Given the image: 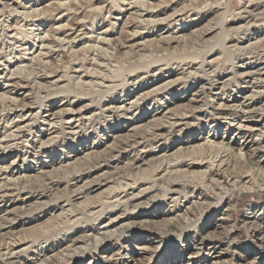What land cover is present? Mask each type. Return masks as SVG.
<instances>
[{
	"label": "rangeland",
	"instance_id": "374dc122",
	"mask_svg": "<svg viewBox=\"0 0 264 264\" xmlns=\"http://www.w3.org/2000/svg\"><path fill=\"white\" fill-rule=\"evenodd\" d=\"M135 1L0 0V224L25 221L0 230V251L19 237L14 251L25 248L26 264H228L231 256L264 264V174L219 178L211 188L162 163L188 158L192 145L214 134L242 143L239 123L264 137V0ZM156 127L161 135L152 139ZM248 147L258 148L242 151ZM173 177L178 191L206 200L189 226L175 230L165 219L175 222L194 198L163 196L166 184L142 191ZM113 189L129 198L126 208L110 211ZM220 197L232 217L216 229ZM92 200L93 210L85 205ZM118 215L110 226L117 232L101 233ZM90 225L96 235L85 232ZM222 227L228 246L200 243V233Z\"/></svg>",
	"mask_w": 264,
	"mask_h": 264
},
{
	"label": "bare ground",
	"instance_id": "6f19581e",
	"mask_svg": "<svg viewBox=\"0 0 264 264\" xmlns=\"http://www.w3.org/2000/svg\"><path fill=\"white\" fill-rule=\"evenodd\" d=\"M136 2V1H135ZM136 3H139L138 5H140V6H142V7H144V2L143 1H138V2H136ZM135 6V5H134ZM210 6V5H209ZM261 7V6H260ZM147 8V7H146ZM259 15V14H258ZM222 20V19H221ZM17 27V26H16ZM20 29V28H19ZM17 34V33H16ZM23 35V34H22ZM100 38V37H99ZM170 38V37H169ZM175 39V38H174ZM50 40V39H49ZM100 40V39H99ZM181 40V39H180ZM95 41H97V40H95ZM105 40H102V42H104ZM168 41H172V39L171 40H168ZM173 41H177V38L175 39V40H173ZM99 42V41H98ZM167 42V41H166ZM178 43V42H177ZM48 49V48H47ZM46 50V49H45ZM257 50V49H256ZM248 51V50H247ZM49 52V51H48ZM260 52V51H259ZM128 53V52H127ZM48 54V53H47ZM41 55V54H40ZM134 58V57H133ZM257 58V57H256ZM44 60V59H43ZM33 61V60H32ZM31 61V62H32ZM99 61V60H98ZM138 62V61H137ZM201 62V61H200ZM210 73V72H209ZM246 74H247V72H246ZM252 74V73H251ZM111 78H112V76H111ZM216 80V79H215ZM216 81H218V80H216ZM210 82H212V81H210ZM120 83H121V81H120ZM215 83V82H214ZM237 84V83H236ZM221 85H223V84H221ZM97 86V85H96ZM225 87V86H224ZM221 89L223 88L222 86L220 87ZM43 90V89H42ZM223 90V89H222ZM142 97V96H141ZM205 97V96H204ZM251 99V98H250ZM220 105H221V103H220ZM222 105L224 106V108L226 107V106H228V105H225L224 103H222ZM234 105V104H233ZM232 105V106H233ZM230 106V105H229ZM235 106V105H234ZM218 107H220V106H218ZM238 108V107H237ZM248 108V107H247ZM219 109V108H218ZM234 109V108H233ZM235 110V109H234ZM239 110V109H238ZM243 110H245V109H243ZM243 110H241L243 113H245L246 111H243ZM247 111H250V110H247ZM212 112V111H211ZM247 113V112H246ZM212 114V113H211ZM216 114H220V112H217V113H215V115ZM182 117L184 116V115H186V113H183V114H180ZM252 115V114H251ZM176 116H177V114H176ZM21 117V116H20ZM245 117H247V116H245ZM248 117H251V116H248ZM11 119V118H10ZM177 121V120H176ZM179 121V120H178ZM247 121V120H246ZM169 123V122H168ZM176 124H178V123H176V122H172L171 123V125H176ZM250 123H245V124H241V123H239V125H238V129L240 130L239 132H238V134H240L241 135V139H243V142L242 143H240L238 140H230V141H224L226 138H222L220 141H216V139H217V135H213V136H207L206 138H203V141L202 142H200L197 138H192V142H197V143H199V144H194V145H192L191 146V148H189V149H191L190 151H192L191 153H190V151H188L189 152V155H188V158H186V157H183V156H185V155H183L182 156V158H181V156H180V158L179 157H173L172 158V160L171 159H166L167 161H163L162 163H167L168 164V166L170 167V166H174V165H177L178 167L177 168H179V169H176L175 170V172H177V171H179L178 173H176V174H178V175H184V176H186V177H189L190 178V182L191 181H194V180H196V179H201V180H203L205 183H206V186L207 187H211V188H214V186L215 185H217L218 183H219V178H224V182L226 183V182H230L231 180V182L232 183H236V182H241L242 181V179H245L246 177H249L250 176V178H251V176L253 177V176H255V175H261V174H264V144L262 145V146H260V139H264V137L263 138H260L259 140L258 139H255V138H253V133H252V128H253V125H249ZM55 125V124H54ZM243 128H245V130H243ZM157 129V127L156 128H152V130L150 129L148 132H149V134H150V136L152 137V139H156V137H158L159 135H161V134H159L158 133V130H156ZM18 133V132H17ZM147 134V133H146ZM209 134V133H208ZM233 134V133H232ZM236 134V133H235ZM142 135H144V132H143V134ZM74 136V135H73ZM128 136H130V135H128ZM133 136H136V135H134L133 134ZM149 136V135H148ZM255 136V135H254ZM127 137V136H126ZM144 137H145V135H144ZM144 137H142V138H144ZM150 137V138H151ZM132 138V137H131ZM146 138V137H145ZM149 138V139H150ZM133 139V138H132ZM147 139V138H146ZM128 141H130V138L129 137H127L126 139H125V141L124 142H128ZM137 141L138 140H136V138L133 140V142L134 143H137ZM144 141H146L145 139H144ZM42 143H44L43 141H41ZM139 142V141H138ZM52 143V142H51ZM232 144H233V146H232ZM248 144H255V145H257L258 146V148L257 147H254V148H251V147H248V152H243L242 150H243V148L244 147H247L248 146ZM45 145V144H44ZM44 145H42V147L44 146ZM188 145V144H187ZM237 145H239V149H238V152H235V149L234 148H237ZM132 146H134V145H132ZM131 147V146H130ZM161 148V147H160ZM184 148H187L186 146H184ZM166 149V148H165ZM188 149V150H189ZM215 149V151H217V154L218 155H221V154H223V157H220L219 159L217 158V154H216V156H214L216 159H218L217 161H218V163L217 164H214L215 163V160L216 159H211V158H209V155L211 154V152H212V150H214ZM260 149V150H259ZM117 150V149H116ZM261 151V152H260ZM207 153H209V155L207 154ZM176 154V153H175ZM180 154V153H179ZM191 154V155H190ZM164 155V154H163ZM167 155V154H166ZM179 156V155H178ZM222 156V155H221ZM179 158V159H178ZM207 158H209L207 161H205ZM213 158V157H212ZM161 163V164H162ZM207 163V165H206V167H208V170H204V171H199L198 169H200L204 164H206ZM159 164V163H158ZM157 165V164H156ZM137 167L136 168H139V165H136ZM158 167H160V166H158ZM205 167V168H206ZM207 169V168H206ZM83 171V170H82ZM165 171V170H164ZM170 171V170H169ZM172 172V171H171ZM165 173V172H164ZM162 174H163V172H162ZM79 175V174H78ZM158 176V175H157ZM162 176V175H161ZM75 177H77V176H75ZM163 177V176H162ZM118 178V177H117ZM181 178V177H180ZM99 179V178H98ZM101 179V178H100ZM13 180V179H12ZM104 180V179H103ZM102 180V181H103ZM135 180V179H134ZM159 179H154V183H150L147 187H145V188H143L142 189V191L143 192H146V191H160V189L162 190V187H161V185H164V184H166V188H165V190H164V193H162L163 194V196H166V194L168 193V194H174V193H181V195L183 194V197L184 198H186V200L189 198V197H191V198H194V199H192V200H190V203L188 202V206H183V208H184V215H180L181 217H178L177 218V220H175V222L173 221H169L168 223H166L167 222V220L165 219V224H169V225H167V226H171V229H173V230H175V229H179V225H181L180 223L182 222V223H185L187 226H189L190 224L188 223V222H190L191 221V219H193V217L195 218V216L199 213V211L200 210H202L203 208H204V206H205V201L206 200H204L203 199V197H204V194L203 193H201L200 191L197 193H195V192H192V193H190V195L191 196H188L185 192H180V191H178V187H176L178 184V180L176 181V179L173 177V178H170V179H166V181L165 182H159L158 181ZM200 180V181H201ZM101 181V180H100ZM99 181V184H101L102 183V181L100 182ZM107 181H109V179H107ZM112 181H114V179L112 180ZM151 181V180H150ZM164 181V180H163ZM11 182V181H10ZM46 182V181H45ZM66 182V181H65ZM98 182V181H97ZM98 184V185H99ZM53 185V184H52ZM205 185V184H204ZM242 185H244V183L242 184ZM205 186V187H206ZM246 185H244V188H246L245 187ZM100 187V186H99ZM126 187H131V185L130 184H126L122 189L124 190ZM132 188V187H131ZM180 188V187H179ZM89 190H91L90 188H89ZM99 190H100V188H99ZM114 190V189H113ZM123 190H121L120 189V191H123ZM75 191H77L74 195L77 197L78 195L80 196V194L82 193L79 189H76ZM101 191V190H100ZM112 191V190H111ZM120 191L118 190L117 191V189H116V191L114 190L113 192L115 193L113 196L114 197H116L115 198V202H113L112 203V207L113 208H111V210L110 211H112V210H114V209H117V208H119L120 206L122 207V206H124V208H126L127 207V204H128V202H129V198H125V199H123L122 197L121 198H118V195H119V193H120ZM141 191V190H140ZM2 192V191H1ZM5 193V192H4ZM97 193V192H96ZM95 193V194H96ZM98 193H100L99 191H98ZM188 193V192H187ZM5 194H2V195H0V203H2L3 201H5L4 200V198L3 197H5L4 196ZM44 195V193H39L38 195H37V197H42ZM83 195V194H82ZM81 195V196H82ZM137 195V194H136ZM36 196V195H35ZM78 196V197H79ZM96 196V195H95ZM132 196V195H131ZM134 196H135V194H134ZM86 197V196H85ZM84 197V198H85ZM100 198V197H99ZM133 198H135V197H133ZM178 198H179V195L178 196H176V197H172V196H170V199H171V201L172 202H175V204H174V206L168 211V212H173V211H175V207H178L177 206V204H176V202L178 201ZM196 198V199H195ZM207 198V197H206ZM131 199V198H130ZM201 199H203L202 201H201ZM141 200V199H140ZM95 202V201H94ZM93 202V200L92 201H87L86 202V206H88V208H90L91 210H93V208L94 207H96V206H94V204H96V202L94 203ZM99 202V201H98ZM143 202V201H142ZM5 203V202H4ZM4 203H2V204H4ZM93 203V204H92ZM100 203V202H99ZM219 203H221V205H220V209H218V213H217V218H218V220L219 221H221L220 223H213L214 224V227L217 229V228H220L221 227V224L224 222V223H227V222H229L230 221V219H231V217H232V213H231V210H232V207H231V203H230V201H228V200H223V197H220L219 198ZM2 204H0V206L2 205ZM98 204V203H97ZM102 204V203H101ZM6 205V204H5ZM100 205V204H99ZM98 205V206H99ZM103 205V204H102ZM141 207V206H140ZM56 208H64L63 207V205H60V204H58L57 206H56ZM205 209V208H204ZM103 210V208L102 207H100L99 209H98V211H99V214H98V216L100 217V216H102V213L101 212H103L102 211ZM119 210V209H118ZM65 212V211H64ZM92 212H94V211H92ZM120 212V211H119ZM124 212V214H125V211H123ZM182 212V211H181ZM202 212V211H201ZM180 213V212H179ZM141 214V213H140ZM182 214V213H181ZM200 214V213H199ZM120 216L118 215V216H115V217H110L109 218V220L105 223V224H103V226H102V228H100V229H103L102 231L103 232H101V233H103V234H105V235H107V237L108 236H113V234H114V232H117V230H114L113 231V229H111L110 228V226L111 225H113V223H115L117 220H118V218H119ZM98 218V217H97ZM165 218V217H164ZM58 220V219H57ZM161 220V222H163V224H164V221H162L163 220V218L162 219H160ZM7 221V222H6ZM5 222H6V224H0V230L1 229H4V228H9L8 230H11V229H13V228H15L19 223H23V222H25V221H23V220H18L17 222H15V219L14 218H10V217H8L7 218V220H6ZM157 221V220H156ZM65 222V221H64ZM124 222V221H123ZM159 222V221H158ZM133 223V222H132ZM152 223V222H151ZM156 224H160V223H156ZM164 224V225H165ZM23 225V224H22ZM153 225H154V223H153ZM166 226V225H165ZM231 227V226H230ZM263 227V226H262ZM86 228V230H85V232L86 231H93V233L95 234V233H98V232H96L99 228L98 227H96V226H92V225H90V226H87V227H85ZM122 228V227H121ZM196 228V227H195ZM223 229L221 230L222 232L221 233H219V234H214V231L212 232V231H206V232H204V233H200L199 235H198V239H199V241H200V243L201 244H204V241H206V240H209V248L210 249H217L218 247H220V246H223V245H226V246H228L229 245V243H230V230L228 231L225 227H222ZM94 230H96L95 232H94ZM203 230V229H202ZM215 230V229H214ZM1 231H3V230H1ZM12 231V230H11ZM10 232V231H9ZM193 232H195V233H198L197 232V230H195V231H193ZM220 232V231H219ZM263 236H264V227H263ZM7 233V232H6ZM92 233V234H93ZM176 233V232H175ZM2 234H4V233H0V235H2ZM86 235L85 236H89V235H91V234H87V233H85ZM96 235V234H95ZM196 237V236H195ZM2 238V237H1ZM88 238H90V237H88ZM87 238V239H88ZM91 238H93V237H91ZM94 238H97L96 236H94ZM101 238V237H100ZM2 239H6L5 237L4 238H2ZM2 239H1V241H2ZM8 239V238H7ZM15 240L14 241H12V242H8L7 240L4 242L5 243V249H4V251L3 252H1L0 251V262H4V263H6V264H26V262H27V260H28V257L26 258L24 255H25V253H24V249L25 248H21V249H19V250H17V251H14L15 250V245L17 244V243H19V242H22L23 241V238L21 239V238H19V237H15L14 238ZM260 239H262V238H260ZM230 240V241H229ZM263 240V239H262ZM74 241V240H73ZM95 244H96V242H94ZM263 243V242H262ZM94 244V245H95ZM200 244V245H201ZM56 245V244H55ZM263 245V244H262ZM261 245V246H262ZM259 246H260V244H259ZM53 248V247H52ZM58 248V247H57ZM51 249V248H50ZM49 249V250H50ZM227 249V248H226ZM1 250V249H0ZM27 250V249H26ZM61 251V250H60ZM53 252V251H52ZM59 252V251H58ZM57 252V253H58ZM27 254V253H26ZM53 254V253H52ZM56 254V253H55ZM54 255V254H53ZM63 256V255H62ZM111 257H113V256H111ZM110 257V258H111ZM46 258V257H45ZM109 258V259H110ZM241 258V257H240ZM53 259V258H52ZM121 259V258H120ZM245 259V258H244ZM66 260V259H65ZM6 261V262H5ZM112 261V260H111ZM118 261H120L121 262V260H114V264H116ZM225 261H227L228 262V264H236L237 263V260H236V258H234V256H231V257H229L228 259H226ZM253 261V260H252ZM124 262V261H123ZM122 263V262H121ZM252 263H254V262H248L247 261V263H245V264H252Z\"/></svg>",
	"mask_w": 264,
	"mask_h": 264
}]
</instances>
